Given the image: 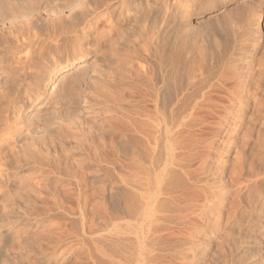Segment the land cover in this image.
Masks as SVG:
<instances>
[{
    "label": "bare ground",
    "instance_id": "6f19581e",
    "mask_svg": "<svg viewBox=\"0 0 264 264\" xmlns=\"http://www.w3.org/2000/svg\"><path fill=\"white\" fill-rule=\"evenodd\" d=\"M77 1L79 0H0V73L5 77L0 80L4 81L2 85L0 82V148L2 143L11 138L15 143L27 140L21 145L22 162L36 168V173L40 172L27 185L30 204L36 205L35 208L47 206L46 200L49 199L48 207H56L58 201L62 211L54 213L52 218L65 220L68 211L61 208L67 207L76 218L70 219L69 216L66 223H71V228L74 226L77 229L72 233L61 229V232L55 231L57 225L48 216L51 219L46 217V228L36 234L28 248L20 246L17 239L14 240L17 243H7L11 246H6L3 242L0 251L2 253L6 250L13 254L16 251L23 252L28 261L33 258L30 264H36L35 261L51 264L57 257V250L63 245L72 249L71 254L77 255V264H83L89 257L93 259V264H119L116 257L123 250L130 252L129 264H160L158 259L166 255L171 260L176 258L173 259L176 263L186 264L187 253L193 252L192 245H180L185 240L180 239L183 236L179 238V235L167 230L170 231L169 224L173 219L171 213L180 206L178 204L181 203V198L185 197L180 195V191L189 194L190 190L186 192L185 189L196 188L194 185L199 182L194 174H203L204 168L201 167L199 172L192 171V164L202 157L203 149L212 147V143L208 145L206 138L201 134H194L193 130L204 127L207 120H212L214 116L228 121V113L219 116L218 112L215 113L216 110L224 109L225 112L226 109L237 106L236 114L239 118L243 116V108L248 107L250 102H253L255 113L260 110L262 98L259 93L264 87V46H261L260 38L253 35V25L256 22L254 14L258 8L256 4L250 3L243 6V9L236 8L235 12L224 14L225 18L216 21V26L212 27L213 31L207 38L211 41L209 47L200 39L201 35L196 30L189 31L192 32L190 34L184 29L186 15L181 13L177 16L175 12L183 3L182 0H119L121 12L116 18L112 0H96L95 3H100L93 4V8L86 5L89 0H80L81 3L76 6L74 2ZM196 1L202 0H192L189 8L197 4ZM53 2L56 3L50 12L48 4ZM43 4L46 6L43 7ZM96 7L104 8L105 12L103 20L97 22L102 25L108 21L101 31H98L99 24L92 22L94 17L101 16L100 13L95 14L98 11ZM186 9L184 11L188 13ZM66 12L69 15L65 17ZM41 15L45 17L44 28H39L36 23ZM81 25L86 31L77 29ZM79 30L82 31V41L95 34V38H91L94 42L93 53H100L103 64L109 65L110 61L114 66L99 73L97 68L93 70L96 77L94 80V75L88 74L89 71H81L72 79H63L66 83L58 93L56 103L60 104V109L66 115H62V110L39 115L35 120H28L24 126L18 119L19 116L15 119L13 117L22 88L34 81L39 86L46 72L38 65L47 59L55 43L56 47L61 46L60 41H66L70 38L69 33L71 35V32ZM78 38L76 36L75 39ZM78 45L77 43L74 53L67 57L63 68L72 65L76 59L81 62L84 56L90 54L79 51ZM259 51L261 53L256 57ZM37 66L39 70L35 71ZM90 79L92 81H88ZM84 85L92 89L90 96L95 103L88 108L96 107L102 112L92 118L87 132L78 134L71 131V127L65 123L73 115L75 117L80 114L78 110ZM241 96L245 97L244 106L239 103ZM221 122L223 121L217 122L218 129ZM238 127L234 128L235 135L240 130ZM23 129L28 130V135H23ZM248 131L243 139L248 137L250 130ZM242 147L235 150L238 160L243 157ZM77 154L85 155L88 161L79 163L73 158ZM104 154L110 165L105 169V165H101ZM235 165L237 164L234 163L232 167ZM45 171L47 174L41 175ZM92 178L96 181L90 180ZM194 190L191 191L193 196L197 194ZM201 192L204 197V192ZM197 196L199 195L194 197ZM92 198L99 199V202L92 204L93 207L87 211V204ZM181 210L180 212L184 211ZM43 211L46 212V209ZM184 215L183 217L186 216ZM184 223L185 220L181 224ZM42 224L44 225L43 222ZM102 234L109 237L105 239ZM190 234L192 239L195 238V232ZM71 238L74 241L69 247ZM98 239H104L105 244L110 243L109 247L113 249L107 255L98 251L101 250L99 247L97 251L100 252V260L94 258L96 255L92 246ZM173 250L175 255L167 253ZM84 251L87 254L82 255ZM220 252L219 259L222 262L217 264H242L245 259L232 257L229 260L227 249L223 246Z\"/></svg>",
    "mask_w": 264,
    "mask_h": 264
},
{
    "label": "rangeland",
    "instance_id": "374dc122",
    "mask_svg": "<svg viewBox=\"0 0 264 264\" xmlns=\"http://www.w3.org/2000/svg\"><path fill=\"white\" fill-rule=\"evenodd\" d=\"M59 1L61 2L62 0H59ZM94 1H96V0H89L86 2L87 3L86 5L89 8H93L95 4H97L98 2L100 3V1H98L96 3ZM182 1H183V3L180 4L181 6L179 5V8L175 9V12H176L177 16H180L181 13H184V16L186 15V19L188 20V22L185 19V25H186L185 27L186 28H184V29L188 30V33H190V34L192 32H189V31H195L196 30L197 33H199L201 36L203 35L202 37L200 36V39L203 40L204 42H206L205 44L209 45V47H211L210 46L211 41H209L207 38L211 34V32L213 31L212 27L216 26L215 25L216 21L223 20V18H225L224 14L227 15L229 13H233V12H235L236 8L237 9H239V8L243 9L242 7L247 6V4H250V3L256 4V7L259 10L256 8L257 10L254 14L255 15L254 20L256 19L255 20L256 22L253 25V29L255 28L254 29L255 33L253 32V35L254 36L256 35V37H259L260 38L259 40L261 41V46H264V0H202L201 2L196 1L197 4L194 5L195 7L192 6V8H189V6L192 5V0H189V1L185 0L187 3L184 0H182ZM55 3L56 2L48 4V11H50V12L52 11L51 7ZM74 3H75L74 5L77 6L79 3H81V1L79 0V1L74 2ZM111 4H112V9H114L116 11L115 12V18H116L121 12V10L119 8V0H114V1L112 0ZM44 6H46V5L43 4V7ZM182 6H183V8H182ZM186 8L188 9V13H185L187 11H184ZM96 9H98V8L96 7ZM231 9L234 11H232ZM103 10H104V8L102 9L100 7L98 9V11L96 10L97 12H95V14L100 13L102 16L105 13ZM237 11H240V10H237ZM95 14H93V15H95ZM67 15H69L68 12H66L65 17ZM101 16H99L100 18L96 16L92 20V22L96 21L97 25L99 24L98 31H101V29H103L104 26L107 25L106 23H108V21H106L102 24L103 26L100 25V23H98L97 20L98 21L100 19L103 20L102 19L103 16L102 17ZM65 20H66V18H64V21ZM36 23H37V25H39L38 26L39 28H41V27L44 28V23H45L44 15H41L36 20ZM77 29H83L84 31H86V28H83L82 25H81V27L79 26ZM185 32L187 33V31H185ZM73 33H75V34H73ZM73 33L71 32V35L69 33L70 38L67 39V40H69V42H67V40L59 42V44H61V42H62V45L64 47L62 45L59 47H56V43H55L54 46H52V52L49 54L47 59L45 61L41 62L40 63L41 65H38L39 67L44 68V71L46 72L45 77H44L43 81L39 84V86L34 84L35 81H34V78H32V81H34L33 84H30L31 86L28 85L30 87L25 86L22 88L23 90H21L22 92L20 93L19 100L17 99V105H18L17 110L14 112L13 117L15 119L19 116L18 119H20V121L23 122L24 126H25V123L28 122V120L29 121L35 120L38 117L43 116L44 114H48L51 112L58 113V112H60V110H62V109H60V106H59L60 104L56 103V101L59 99V94H60L59 92H60L61 88L64 87L63 84L66 83V82H64L63 79H65V78L72 79V78H75L76 75L78 73H80L81 71H87V72L89 71L88 74L94 75L92 78V80H94L96 77H95L93 70L95 71V69L97 68L96 71H97V73H99L100 71L102 72L103 70H107L109 67L114 66L112 64V62H110V61H109L110 66L106 65L105 63L103 64V61H102L103 58L100 56V53H95V54L93 53L94 42L91 41L92 40L91 38H93L95 34L90 35L91 36V37H89L90 39H88L86 41H82V38H81L82 31L79 30L78 32H73ZM76 36L79 37L78 40L75 39ZM210 39H212V38H210ZM79 41L81 43H79ZM207 41H209V42H207ZM77 43L79 44L78 46H80L79 51L82 52V50H83L85 52H89L90 54H87L86 56H84L82 58L81 62H78L76 59L72 62V65H70L69 67L63 68V66L66 63L67 57H70L74 53V49L77 46ZM65 45L67 47V50L68 49H70V50L67 51ZM61 49L63 51H61ZM258 53L259 54H257L256 57H259L261 51H259ZM67 55H69V56H67ZM38 66L34 68V69H36L35 71L39 70ZM4 79H5L4 75L0 73V80H4ZM61 79H62V81L59 82V80H61ZM92 80L90 79L88 81H92ZM3 82L4 81L1 82V85L3 84ZM84 86H85V88H84ZM84 86L82 87V88H84V90H82V92H81V102H80V108L78 110V114L79 113L80 114L75 115V117L73 115L71 118L66 120V123H65L69 127H71V131L76 132L78 134H80L81 132H83V133L87 132L88 127H90L89 125H91L92 118L94 116H96L98 114V112H100V113L102 112V110L100 111V109L96 108V107H93L91 109L88 108L89 105H92L94 103V102H92L94 99H92V97L90 96L92 94L91 93L92 89L88 88L86 85H84ZM262 89L260 90V92L263 96H261V94L259 93V97L264 100V98H263L264 97V87ZM241 98H239L241 100L239 102L240 106H244L245 97L241 96ZM88 99H89V101H88ZM262 99L260 101V106H259L260 110L261 109L262 110L261 111L259 110L258 111L259 113L258 112L255 113L253 111V109H254L253 108L254 107L253 102H250L248 107L246 106L245 108H243L244 112H243V116H240L241 118H239L236 114V112H237L236 107L237 106L232 107L233 109L232 108L229 110L226 109L225 112H224V109L216 110L215 113L218 112L219 116L228 113L227 114L229 117L228 121H227V119L226 120L225 119L220 120V119L216 118V116H214L212 120L211 119H210V121L207 120L208 123L204 127H199L198 129L195 128L196 131L193 130L194 134H199V135L201 134V136L204 137V139L206 138L205 141L208 142V145H211L210 143H212V145H211L212 147L208 146L211 149L208 147H206V149H203L201 151L202 157L195 160L194 163L192 164V167H191L192 171H195V172H199L203 168L205 169L207 167L205 169L207 172L203 169L202 175L194 174V175H196V177L198 178V181H199V182H197V184H195L196 186L194 185V187H196V188H189L187 190L185 189V191L189 192L188 190H190V192H191L194 189L195 190L197 189L196 192L194 190V193H197L200 197H202L203 196L202 192H204V197L200 198L199 196H197V198H196L194 196H196L197 194H194V196H193L192 192H191L192 194L190 192L188 194V193H185L184 191H180L181 192L180 195L182 197L183 196H185V197L181 198V201H180L181 203L178 204L180 206L176 207V209L171 213L172 214L171 217L173 219H172L171 223L169 224L170 231L167 230L169 233L171 232V233L179 235V236H177L179 238L183 236L180 239H185V240L183 241V244L181 243L180 245H184V247H188V246L192 245L193 252L187 253L186 264H214L216 261L217 262L215 264H217L221 261L219 258H221L220 248L222 246L227 249L226 255H227V258L229 260L232 259V257H233V259H237L240 257V259L245 258V259H243L242 264H264V117H263L264 116V101ZM241 103H242V105H241ZM64 114H65V111L62 110V115H64ZM252 119H253V121H252ZM220 121H223V122H221L222 124L219 126V129H218L217 122H220ZM250 122H252V123H250ZM238 126H240V127H238ZM253 126H255V127H253ZM236 127H238V130L239 129L240 130L238 131V134L235 135L234 130L236 129ZM204 128H206V129H204ZM197 130H200V131H197ZM248 130H250V133H248L249 134L248 137L246 136L243 139V136H245V134L247 135V132H249ZM201 131H203V133ZM25 134L28 135L27 129H23V135H25ZM213 140H216V141H213ZM13 141H14L13 138L9 139L8 141H5L4 144L2 143V146H1L2 149L0 148V150H1L0 151V245L3 242H4L3 244H5V245L7 243H10V244L15 243V242L17 243V241H14V240L18 239V244H20V246L28 248V246H30V244L33 242V239L36 236V234L39 233L40 231L44 230V228H46V225H47V224L45 225L46 220H47L46 217L50 216L52 218L54 213L62 211V210H60V204L58 203V201H57L56 207H52V206L48 207V203H50L49 199H47L48 201L46 200L47 206H41L42 208L40 206L35 208L36 205L32 206L30 204V201L28 200L29 195L27 197V194H28L27 193V185H29L28 183L31 182L30 180H32V178H34V175L35 176L39 175L40 172L36 173V171H37L36 168L33 169L32 166L31 167L27 166L25 163L22 162L21 156L23 153H21L22 152L21 147L24 145V143L27 140L22 139L20 141H17L16 143ZM233 142H236V143H233ZM244 142H246V143L244 144ZM14 147H16V149H13ZM19 147H20V149H19ZM240 147H242V150H243L242 151L243 157H241V159L238 160L237 159L238 157L236 155V151ZM223 148L227 149V150H224ZM207 149H209V150L207 151ZM10 150H12V151L14 150V151L12 152ZM204 154H206V155H204ZM104 155H102V157H103L102 162L103 163L101 162V165L102 166L105 165V166H103V168L105 169L106 166L109 167L110 165L107 162L108 161L107 155L106 154H104ZM73 158L76 159L79 163H82V162L86 163L88 161L86 159V156L83 154L73 155ZM241 161H242V163H241ZM105 162H106V164H105ZM233 162L235 164H237L238 166H241V167H238L237 165H235V167H232V166H234ZM239 163H240V165H239ZM203 165H205V166H203ZM230 169L234 172H232ZM238 170L241 172V174ZM230 172H232V173H230ZM45 173L47 174V171L43 172L41 175H45ZM235 173H238L239 175H237ZM229 175L231 178L229 177ZM203 176H205V177H203ZM38 178L41 179L40 176ZM201 178H202V180H201ZM35 180H37V179H35ZM90 180L96 181L94 178H92ZM201 189H202V192H201ZM108 190H110V188H108ZM180 192H178V195ZM200 192L202 194H200ZM183 194H186V195L188 194V195L186 196ZM188 196H190V197L188 198ZM191 196H193V197H191ZM191 198H193L194 201H192ZM183 199H185V200H183ZM187 199H189V200H187ZM195 200H197V201H195ZM97 201L99 202V199L96 200V198L95 199L92 198L87 204V211H89L93 207V205H95V203ZM184 201H186L185 202L186 204L184 203ZM188 202L191 204H187ZM96 204H98V203H96ZM195 204H196V206H195ZM183 205H186L187 208L188 207L189 208L187 209V208H185L186 206L183 207ZM188 205H190V206H188ZM47 207H48V209H47ZM180 207H183V208H180ZM44 208L46 209V212L43 211V210H45ZM65 208H67V207H65ZM65 208H61V209L68 211L67 214L65 215V216H67L66 217L67 219L65 218V220L64 219L57 220L58 217H53L52 219L50 217H48V218H50L52 220V222L54 224H56L57 227H59V228L56 227L55 231H59V232H61V230L65 231V232L67 231L66 233H68V231H70L71 233L76 232L77 229L75 230L74 226H72V228H71V223L69 225L67 224L68 223L67 220L69 218L73 219L74 217L76 218V216L70 211V209L68 210V208L67 209H65ZM49 209L50 210L52 209V210L50 211ZM181 209H183L184 211H185V209H187V210L184 212ZM53 210L55 212H53ZM180 210L183 212H180ZM50 212H52V213H50ZM178 212H179V214H182V215H179ZM194 212H195V214H194ZM69 213H72L73 215L72 214L70 215ZM38 214H39V216H38ZM189 214L190 215L192 214V215L190 216ZM183 215L185 217H183ZM187 215H188V218L189 217H191V218L188 219ZM199 215H201V216H199ZM192 216H193V219H192ZM176 217H177V219L178 218H180V219L177 220ZM213 217H215V220ZM180 220H182V221H180ZM184 220L186 223L187 222L188 223L187 224L186 223L181 224V223H183ZM42 222L44 223L45 226L42 224ZM63 223H65V224H63ZM177 223H179V224H177ZM190 223H192V224H190ZM174 224L177 226H175ZM197 224L199 226H197ZM183 225H184V227H183ZM192 225L195 227H192ZM173 226H175L177 228H175V227L173 228ZM178 227H180L182 229H180ZM189 227H191V228H189ZM172 228L174 229V231H172L173 230ZM223 228H225V229H223ZM178 229H179V231H178ZM185 229H186V231H185ZM187 229H190L191 231H188ZM190 232L193 234L195 232V234H194L195 238L192 239V237H190L192 235V234H190ZM161 235H162V233H161ZM164 235H166V234H164ZM188 235H189V238L191 240L187 237ZM101 236L106 237L105 239H107V237H109V236H106V234H104V235L102 234ZM197 236H198V238H197ZM186 237L189 240L186 239ZM231 237H232V239H231ZM5 241H6V243H5ZM69 241H71V242H69L70 243L69 247H70L73 244L72 241H74V239L71 238V239H69ZM97 241L99 244L97 243ZM97 241L94 242L95 244H92L93 249L95 250L93 253L96 255L94 258L97 257V259L100 260L101 259V257H100L101 255H99L100 252L101 253L105 252L107 255H110V253H112L111 251L113 249L109 247L110 243L108 245H107V243L105 244L106 241H104V239H102V240L98 239ZM187 241H188V243H187ZM220 241H221V243H220ZM238 242H239V245H238ZM124 243H125V241H124ZM124 243L122 244L123 246L125 245ZM10 244H7L6 246H8V245L11 246ZM5 245H3V246H5ZM123 246H121V248H123ZM1 247H2V245H1ZM96 247H97V249H96ZM99 247H101V250H98ZM105 247H107L108 249L110 248L109 251ZM104 248L106 251L104 250ZM231 249H232V251H231ZM97 250L100 252H98ZM71 251H72L71 248L67 249V246H64V245L61 246V248H59L57 250V253H56L57 257L55 258L54 262H52L51 264H77V263H75L77 255L71 254ZM96 251L98 253H95ZM4 252L1 253V251H0V257H1L0 262L2 261L0 264H30L31 261H33V258H30L31 261H28L23 252L19 253L18 251H16L15 254L8 253L6 250H4ZM86 252L87 251H84L82 255H85ZM120 252H121L119 254L120 256L116 257L117 260L119 261V264H121V263L122 264H129L130 261H129L128 257H129L130 252L128 250L127 251L123 250V252L122 251H120ZM126 252H127V254H126ZM167 253L175 255L174 250L172 252L168 251ZM94 254H92V255L94 256ZM243 254H245V255H243ZM160 255H163V254L161 253ZM198 255H200V256H198ZM98 256L100 258H98ZM126 256H127V258H126ZM230 256H231V258H230ZM165 257L160 256L161 259L160 258L158 259V263H160V262H161L160 264H168V262H169V264H173L172 262H175V264L180 263V262L176 263L177 261L173 260L176 258H173L171 260V257H169L168 255H166ZM205 257L207 259H205ZM124 258H126V259H124ZM164 259H166L167 262ZM10 260H12V261H10ZM92 260L89 257L88 260H86L87 264H93L94 261H92ZM188 261H189V263H188ZM212 261H214V262H212ZM35 262H36V264H48L45 261H35ZM86 262H83V264H86Z\"/></svg>",
    "mask_w": 264,
    "mask_h": 264
}]
</instances>
